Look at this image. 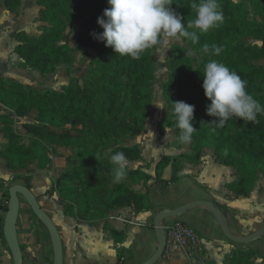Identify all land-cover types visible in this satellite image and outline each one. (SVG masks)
<instances>
[{
	"label": "trees",
	"instance_id": "16d2710c",
	"mask_svg": "<svg viewBox=\"0 0 264 264\" xmlns=\"http://www.w3.org/2000/svg\"><path fill=\"white\" fill-rule=\"evenodd\" d=\"M194 2L199 3V0H172V7L182 15L185 26L188 20L195 18L191 8ZM219 2L223 22L208 33H198V43L190 41L199 53L198 62H194L183 46L176 45L171 51L169 78L162 86L168 110L159 121V132L163 135L167 128L175 127L172 107L176 101L195 106L193 126L196 131L185 155H163L158 160L156 182H177L183 176L181 158L196 161L203 150L211 148L220 164L233 167L237 172V179L230 184L231 190L249 196L260 177H264V114H258V122L232 116L222 127L212 123L218 118L206 111L211 101L202 86L203 68L213 59L225 64L247 82L246 90L264 105V65L258 62L264 59V0ZM3 3L13 13L21 10V0H0V6ZM37 3L40 6L38 20L47 23L43 31L38 36L25 30L15 34L14 52L23 67L51 74L60 65L71 63L75 50L84 56L92 51L97 55L84 85L72 80L61 90H40L0 76V104L11 110V114L0 115V121L4 123L2 131L8 139L0 157L7 160L11 169L26 168L31 164L45 169L52 162V152L48 148L36 150L21 144L23 133L13 130L18 118H29L23 121L22 127L30 139L47 147L79 148L78 160L56 178L51 191L47 192L59 196L66 215L93 222L127 206H134L137 213L151 209L147 195L130 186L143 182L147 187L151 175L142 166L127 168L125 179L116 182L113 165L105 153L122 152L129 161L143 158L139 145L128 146L123 141L128 136L147 131V118L155 101V52L159 46L144 52L139 59H132L118 55L105 42L94 38L93 33L103 32L97 21L110 7L108 0H38ZM247 4L253 7L254 17ZM79 18L84 20L79 26L76 46L72 47L66 41V33L76 31ZM249 38L259 41L260 45L249 44ZM205 43L220 46L222 51L218 55L204 54L201 48ZM172 144L177 148L187 146L178 138H174ZM97 153L101 154L99 161L95 157ZM169 166H172V176L165 180L164 171ZM19 178L18 175L14 177L15 180ZM25 185L32 189L30 181L27 180ZM4 197L1 208L7 212L9 189ZM112 233L118 235L114 229ZM21 248L25 250L23 243ZM254 253L251 249L235 252L228 264H253ZM117 264H124L121 253Z\"/></svg>",
	"mask_w": 264,
	"mask_h": 264
},
{
	"label": "crops",
	"instance_id": "0c3cea01",
	"mask_svg": "<svg viewBox=\"0 0 264 264\" xmlns=\"http://www.w3.org/2000/svg\"><path fill=\"white\" fill-rule=\"evenodd\" d=\"M21 1L22 6L18 13L8 10L4 3L0 6V30L3 34L6 35L4 29H10L13 22H17L20 27L13 33L14 37H11L13 46L9 50L6 49L5 39L0 40V76L15 81H20V76L12 72L14 64L17 63L23 67L20 57L14 52L17 45L15 34L19 30H25L30 34L25 28V18L29 15L25 13L24 0ZM37 8L39 5L35 2L32 11H36ZM2 114H11V110L0 104V115ZM154 117L160 121L162 114L156 113ZM25 119L18 118V121ZM149 119L150 117L146 122V130ZM3 126L4 123L0 121V151L8 145V139L2 131ZM174 135L175 131L169 133L165 130V133L160 134L157 139L144 133L128 136L123 141L128 146L139 145L143 155V158L139 160H127V168L135 169L142 166L151 175V181L147 187L143 182L130 184L135 191L147 195L152 203L151 209L136 212V223L129 221L131 212L135 210L134 206L112 211L103 219L93 222L66 215L63 201L59 196L47 194L56 180L50 177V168L42 169L37 164H33L26 168L11 169L3 157H0V216L6 214L1 208L5 191L13 184H26L25 177L32 176L31 190L61 233L64 264H117L120 253L123 255L124 264H141L148 260L159 246L154 226L156 214L164 208L175 209L197 200L212 201L219 207L226 218L228 227L238 236H246L263 228L264 177H260L249 196L234 193L230 184L237 179L236 170L220 164L211 148L203 150L196 161L182 157L183 176L177 182L172 184L156 182V164L163 155L183 156L190 150L189 145L183 148L175 147L172 144ZM156 145L162 150L154 149ZM146 154H149V160H145ZM60 174L61 171H58L52 176L57 178ZM17 175L21 178L15 180L14 177ZM171 176L172 166H169L164 171L163 179L170 180ZM24 205L22 201L18 219V234L25 245L24 264H49L45 258L42 243L46 239L45 244H47L48 230L37 221V218L29 211V207L24 210ZM116 215L123 216L125 221L115 218ZM175 221H181L194 228L201 242L194 245L187 241L181 247L165 249L164 255L155 264H228L235 252L249 249L255 252L253 264H264V235L250 244L234 242L222 231L212 211L203 206L190 209L182 216L168 218L163 225ZM113 229L118 232V235L115 236L112 233ZM2 248L0 253L3 251Z\"/></svg>",
	"mask_w": 264,
	"mask_h": 264
},
{
	"label": "clouds",
	"instance_id": "9594fccd",
	"mask_svg": "<svg viewBox=\"0 0 264 264\" xmlns=\"http://www.w3.org/2000/svg\"><path fill=\"white\" fill-rule=\"evenodd\" d=\"M237 0H233L236 3ZM109 8L98 18L102 33H93L94 38L105 42L120 56L139 59L141 55L153 48L164 47L168 43L189 40L199 42L198 33H208L224 20L219 0H199L192 3L195 18L182 23L183 17L172 7V0H108ZM222 51L215 44H203L201 52L218 55ZM192 50L189 49V54ZM203 89L211 101L206 107L207 114L218 118L212 123L223 124L232 116L249 122H258V114H264V105L254 98L246 89L247 82L225 64L209 60L203 68ZM164 108L166 104H156ZM168 110V109H167ZM195 106L184 101L173 102L172 117L175 127L166 129L178 138L181 144H189L196 129L193 126ZM215 131V129H212ZM100 153L96 154L99 161ZM113 165V177L121 182L127 175L125 154L105 153Z\"/></svg>",
	"mask_w": 264,
	"mask_h": 264
},
{
	"label": "rangeland",
	"instance_id": "374dc122",
	"mask_svg": "<svg viewBox=\"0 0 264 264\" xmlns=\"http://www.w3.org/2000/svg\"><path fill=\"white\" fill-rule=\"evenodd\" d=\"M38 0H24L25 3V13L26 15H29L25 18L26 24L25 28L31 35H39L44 27L47 25V23L39 21V12H40V6L36 9V11H32V7L35 5V2ZM242 0H237L236 3H240ZM38 4V3H37ZM249 7L250 14L254 17V9L250 4H247ZM39 9V11H38ZM36 17V18H35ZM84 19L79 18L76 25V31L71 32L70 30L66 33V40L69 43V45L76 46V38L79 31V26L81 25L82 21ZM35 24H34V23ZM13 26L10 27V29H4L6 32V35L3 34V32L0 30V40L5 39V46L6 49L9 50L13 46V40L11 39L13 33L20 27H18L17 22L12 23ZM29 24V25H28ZM247 42L249 44L254 45H260V42L257 40H254L252 38L247 39ZM179 45L185 47L188 52L189 49L192 50L191 56L195 63L198 62L200 56L196 48L190 43L188 40H181L177 41L176 43H168L164 47H159L155 52L156 57V78L153 81V90H154V96L155 101L150 107V114L148 118L150 117L148 124H147V131L146 133L152 135V137L156 138L160 135L159 132V121H157L156 117L154 115L156 113H161L162 116L167 110V104L164 100V96L162 93V86L163 84L168 80L169 74H170V66L169 61L171 57V51L174 46ZM97 52L92 51L87 56H84L82 53L75 50L73 52V59L71 63L68 64H62L58 67L56 72L51 74H41L35 69L20 67L17 63L14 64V68L12 72L16 75H19V80L25 83L26 85H29L33 88L40 89V90H61L62 87L65 85L70 84L72 80H76L77 83L80 85H84L85 78L90 73V70L92 68V60L96 57ZM258 62L260 64L264 65V59H259ZM22 66V65H21ZM156 104H166L164 108L158 107ZM159 115V114H158ZM147 118V120H148ZM25 120H30L25 119ZM23 120L17 121L15 126L13 127V130L23 133V136L20 138V143L25 146H32V148L38 150L41 148H48L50 152H52V162L46 167L47 169L50 168V177L53 179H56L55 176H52L53 174L58 173V171H61V173L73 166V164L78 160L79 158V148L73 147V146H65V145H57V146H50L47 147L46 144H42L41 142L37 140L30 139L27 135L25 130L22 127ZM3 129V128H2ZM172 129V128H171ZM175 135L177 132V129L174 130ZM174 140V139H173ZM191 148V142L187 144ZM156 150H162L158 145L154 147ZM164 154V153H162ZM150 156L149 154L145 155V160H149ZM33 165V164H31ZM35 165V164H34ZM32 172V171H31ZM25 181L32 182V176L25 177ZM53 187V186H52ZM52 187L50 188L51 191ZM47 191V192H48ZM24 205V210L29 207V211L31 212L30 206L27 204L26 200L22 198ZM32 213V212H31ZM33 214V213H32ZM36 217V216H35ZM37 218V217H36ZM37 221L41 224V222L37 219ZM42 225V224H41ZM44 227V225H42ZM45 228V227H44ZM46 229V228H45ZM46 231V230H45ZM48 233V232H47ZM46 233L47 238V244H45L46 239L43 240V249L45 251V258L47 259V262L49 264H54V255H53V247H52V240L49 234ZM20 240V237H19ZM20 243L21 240H20ZM2 248V252L0 253V264H14L12 253L6 243V241H3V244L0 246ZM6 253V254H5ZM44 256V255H43Z\"/></svg>",
	"mask_w": 264,
	"mask_h": 264
},
{
	"label": "water",
	"instance_id": "95a60500",
	"mask_svg": "<svg viewBox=\"0 0 264 264\" xmlns=\"http://www.w3.org/2000/svg\"><path fill=\"white\" fill-rule=\"evenodd\" d=\"M9 194L8 210L4 219V236L12 253L14 264H24V253L21 248L18 234V219L22 207V198L26 200L33 213L43 223L50 234L54 250V264H64V246L61 233L51 216L42 208L37 196L30 188L21 183L13 184L9 189ZM199 206L206 207L212 211L222 231L230 240L234 242L250 244L264 235L263 227L249 235L238 236L230 230L223 212L212 201H192L175 209L164 208L156 214L154 218V226L159 246L156 252L148 260L141 264H155L164 255L167 246V236L163 222L171 217L182 216L188 210Z\"/></svg>",
	"mask_w": 264,
	"mask_h": 264
},
{
	"label": "built area",
	"instance_id": "2783aa9c",
	"mask_svg": "<svg viewBox=\"0 0 264 264\" xmlns=\"http://www.w3.org/2000/svg\"><path fill=\"white\" fill-rule=\"evenodd\" d=\"M115 218L125 221V218L121 215H116ZM4 219L5 215L0 216V246L4 241ZM129 221L131 223L137 222V213L135 210L131 212ZM164 229L167 236L166 250L172 249L173 247H181L187 241L194 245H198L201 242V238L195 229L181 221L165 224Z\"/></svg>",
	"mask_w": 264,
	"mask_h": 264
}]
</instances>
